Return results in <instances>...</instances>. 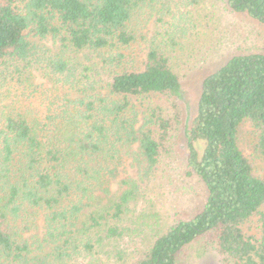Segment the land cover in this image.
Returning <instances> with one entry per match:
<instances>
[{"label": "trees", "instance_id": "1", "mask_svg": "<svg viewBox=\"0 0 264 264\" xmlns=\"http://www.w3.org/2000/svg\"><path fill=\"white\" fill-rule=\"evenodd\" d=\"M223 1L264 26V0ZM146 5L155 8L156 0H0V264L110 258L108 245L124 237L140 195L130 177L112 188L114 170H166L181 81L156 44L141 71L111 72L101 94L89 92L78 64L46 60L29 36L59 38L72 52L94 53L101 66L119 68L124 55L110 52L136 41L129 23ZM40 65L48 83L39 85L32 73ZM244 121L259 131L254 151L264 161L263 54L236 55L203 80L179 165L204 185V202L130 264H176L203 238L233 264H264V180L239 147ZM256 215L259 234L247 236L242 226Z\"/></svg>", "mask_w": 264, "mask_h": 264}, {"label": "rangeland", "instance_id": "2", "mask_svg": "<svg viewBox=\"0 0 264 264\" xmlns=\"http://www.w3.org/2000/svg\"><path fill=\"white\" fill-rule=\"evenodd\" d=\"M129 29L136 41L128 48L112 50L109 55H124L119 68L101 66V58L94 53L72 52L59 38L39 40L29 35L47 52L46 60L57 56L78 64L77 73L88 82L90 93L93 90L105 94L111 72L141 71L147 51L155 44L169 58L181 81V96L176 101L180 113L176 146L173 156L164 162L166 170H152L147 174L133 169L114 170L117 178L112 180V188L124 177L136 179L139 184L138 201L124 220L125 235L120 242L108 245L114 254L110 258L101 254L91 258L90 263L73 260L70 264H130L171 225L190 219L199 210L206 196L204 185L197 178L186 177L179 163L187 155L184 131L195 117L202 82L236 55H264V26L245 13L231 10L223 0H197L194 4L187 0H156L155 8L146 5L136 12ZM85 66L89 67L87 72L83 70ZM32 74L36 77L35 83H48L44 66H36ZM258 133L249 121H244L238 129V144L250 161L254 176L264 180V161L254 151ZM196 148L200 153L203 144ZM259 212L264 215V206ZM259 218L256 215L242 226L245 235L259 234ZM118 251L122 252L120 260ZM176 264L233 262L221 255L212 241L203 238L184 248Z\"/></svg>", "mask_w": 264, "mask_h": 264}]
</instances>
